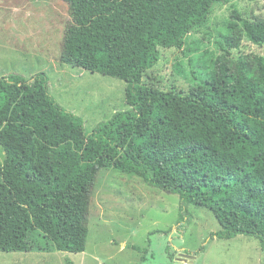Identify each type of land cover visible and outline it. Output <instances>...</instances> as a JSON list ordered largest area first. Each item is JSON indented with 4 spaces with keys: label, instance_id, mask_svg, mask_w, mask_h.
<instances>
[{
    "label": "trees",
    "instance_id": "16d2710c",
    "mask_svg": "<svg viewBox=\"0 0 264 264\" xmlns=\"http://www.w3.org/2000/svg\"><path fill=\"white\" fill-rule=\"evenodd\" d=\"M64 1L72 22L62 63L126 82L129 109L87 134L51 94L46 72L0 76V252L32 251L35 231L56 251L85 252L106 168L179 195L181 221L190 205L212 211L220 229L211 240L251 237L264 252V56L231 57L245 39L264 46V18L234 9L213 71L183 94L150 88L145 74L161 49L183 50L233 0Z\"/></svg>",
    "mask_w": 264,
    "mask_h": 264
},
{
    "label": "rangeland",
    "instance_id": "374dc122",
    "mask_svg": "<svg viewBox=\"0 0 264 264\" xmlns=\"http://www.w3.org/2000/svg\"><path fill=\"white\" fill-rule=\"evenodd\" d=\"M264 18V0H233L218 5L210 20L193 31L183 50L161 49V60L144 77L150 88L187 94L214 69L223 51L231 13ZM72 22L64 0H0V76L31 79L46 72L51 94L84 120L87 134L126 104V82L65 65L61 51L65 29ZM264 56V46L245 39L232 58ZM5 160L0 145V163ZM180 196L149 186L140 177L115 168L100 171L92 197L90 232L83 253L56 251L41 232L31 233L30 252H0V264H264L257 239L238 236L211 240L220 226L214 213L190 205L181 218ZM131 246L147 250L144 253ZM206 246L205 252H199ZM174 256V258H171Z\"/></svg>",
    "mask_w": 264,
    "mask_h": 264
}]
</instances>
